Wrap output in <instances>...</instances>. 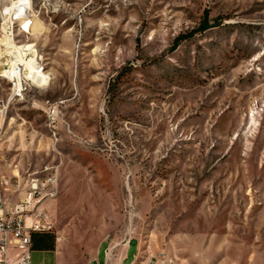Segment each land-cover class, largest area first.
Wrapping results in <instances>:
<instances>
[{
	"label": "rangeland",
	"instance_id": "1",
	"mask_svg": "<svg viewBox=\"0 0 264 264\" xmlns=\"http://www.w3.org/2000/svg\"><path fill=\"white\" fill-rule=\"evenodd\" d=\"M19 1L0 41L50 80L14 97L0 75V178L54 177L61 264L131 239L136 264H264V0Z\"/></svg>",
	"mask_w": 264,
	"mask_h": 264
},
{
	"label": "built area",
	"instance_id": "2",
	"mask_svg": "<svg viewBox=\"0 0 264 264\" xmlns=\"http://www.w3.org/2000/svg\"><path fill=\"white\" fill-rule=\"evenodd\" d=\"M9 15L7 14V17ZM15 17V20L20 21L17 15ZM5 24L8 29L9 21ZM24 32L28 33L26 29ZM40 68L42 70L41 66ZM5 72L7 79L12 81L13 96L20 97L24 87L31 85V79L24 78V66L16 62L8 66ZM57 116L55 109L48 110L51 124L55 122ZM23 181L18 174L9 181L0 178V264H32V234L52 231L49 216L42 208V201L57 195L54 177L47 178L44 183L30 179L25 186ZM4 193L17 195L18 203L6 200Z\"/></svg>",
	"mask_w": 264,
	"mask_h": 264
},
{
	"label": "crops",
	"instance_id": "3",
	"mask_svg": "<svg viewBox=\"0 0 264 264\" xmlns=\"http://www.w3.org/2000/svg\"><path fill=\"white\" fill-rule=\"evenodd\" d=\"M58 241L59 239L52 231L46 234H36L33 241L35 247L33 248L32 264H61ZM133 244H135L136 253L133 255L130 264H136L140 245L132 239L126 244L124 249H117L115 252H111L109 248L105 249L103 260L98 259L100 253L99 248L89 263L86 264H125L131 257L130 248ZM142 264H148V261Z\"/></svg>",
	"mask_w": 264,
	"mask_h": 264
},
{
	"label": "bare ground",
	"instance_id": "4",
	"mask_svg": "<svg viewBox=\"0 0 264 264\" xmlns=\"http://www.w3.org/2000/svg\"><path fill=\"white\" fill-rule=\"evenodd\" d=\"M27 3H25L24 0H21L13 5L11 8V12H13L14 15H17L18 18H24L27 14L26 12ZM24 13V14H23ZM32 23L26 22L24 24V28L30 32ZM3 43V45L7 49H13V52L9 53V57L11 58L10 61H8V65H12L16 62L22 63L24 66V78L31 79V82L39 87L46 86L48 81L50 80L49 77L41 70L40 65L38 64V56L36 51L33 49V46L28 47H15L9 38H4L0 41ZM30 54V55H29ZM29 55V59L25 60L24 56ZM6 71V70H5ZM3 71L0 73L1 77H3L5 80L9 82L12 86L11 79H7V77L4 75L6 72Z\"/></svg>",
	"mask_w": 264,
	"mask_h": 264
},
{
	"label": "trees",
	"instance_id": "5",
	"mask_svg": "<svg viewBox=\"0 0 264 264\" xmlns=\"http://www.w3.org/2000/svg\"><path fill=\"white\" fill-rule=\"evenodd\" d=\"M208 28H209V26H208V24H207V21H205V22L201 25V27H200V31H206ZM196 32H197V31H194V32L189 33V34H187V35H180V36L176 39L175 43L178 44V43H180V42H183V41H185V40H188L189 38L193 37V36L196 34ZM46 233H47L46 231H43V232H35V233H33V234H32V241H34L36 234H46ZM34 247H35V244L33 243V248H34Z\"/></svg>",
	"mask_w": 264,
	"mask_h": 264
}]
</instances>
